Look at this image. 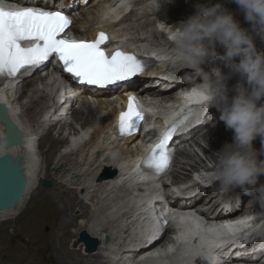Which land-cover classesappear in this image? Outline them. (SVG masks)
<instances>
[{"label":"bare ground","instance_id":"obj_1","mask_svg":"<svg viewBox=\"0 0 264 264\" xmlns=\"http://www.w3.org/2000/svg\"><path fill=\"white\" fill-rule=\"evenodd\" d=\"M15 1V0H11ZM30 1V0H28ZM37 1V0H32ZM43 2L54 3V0H39ZM124 0H97L96 2L92 3L93 0H85V5L78 7V0H63L62 6L63 11H66L68 13L74 14H81L80 18H75L73 26L69 29L70 32H73L74 35L78 39H85L88 41L96 39V36L100 32V29H102L101 25H106L107 28H114L115 34L120 33L121 36L129 35L131 32L133 35H131V38L129 40L133 41H141V42H147L153 46H158L156 42L159 40L158 38V30H155L154 21L157 19V17H160L162 20L171 21L170 19L175 20H185L191 14L189 13H180L179 10L182 8V4L185 2V0H171L170 3H168V0H159L161 2V8L157 9L154 8L152 4L148 5L149 1H156L157 0H130L129 2L125 3V7L129 5V3H134L132 1H135V4H140L138 7H136L133 10H130L127 12V9H123L121 11L119 5H123ZM141 1V2H140ZM122 2V3H121ZM40 4V3H39ZM90 7H87L90 5ZM8 5H13L12 3H9ZM172 7H175L176 11H173L172 13L175 16H170L168 19L167 12ZM232 6L231 3L229 5H225V7H231L229 11L232 12V10L236 7ZM87 7V9L85 8ZM114 10L113 12H111ZM183 11V10H182ZM124 14L123 19L118 22L117 24H108L111 20H115L120 15ZM188 14V15H187ZM78 16V15H77ZM235 19L238 20L241 24V27L250 29V24L245 20L244 16H241L240 14H234ZM152 18L151 21L148 23L147 19ZM175 17V18H174ZM146 20L147 22H143ZM97 21L96 23H94ZM136 22L141 27H138L137 30H133V27H130L131 24ZM244 22H247L245 24ZM142 23V25H141ZM146 23V24H144ZM151 23V24H150ZM162 26V30L165 32H168L169 25L168 23L164 24L160 22ZM172 23V22H169ZM125 24H129L128 28H125ZM179 22H176L174 25L171 24L173 28L178 26ZM147 25V26H146ZM245 26V27H244ZM153 27V28H152ZM142 28V29H140ZM152 28V29H149ZM155 30V31H153ZM133 31V32H132ZM154 32V39L153 37H149L151 32ZM152 32V33H153ZM133 36V37H132ZM151 39V40H150ZM151 41V42H150ZM254 42L256 44V47L258 50L263 51L264 50V41L260 39V37L255 36ZM217 50L224 51L222 47L217 45ZM238 59V58H237ZM169 67V66H168ZM50 72L51 68H47L42 71H38L37 69L34 70L31 74H28V72L23 71L20 76H18L13 81V88L5 89L3 87V90L0 88V101H3L4 103L9 105V111L10 115L13 119H16L19 123L21 129H25V126L20 122V117L18 114H16V111L18 109H22L23 106L21 103V98L27 97L28 93H32L31 97L27 99L26 104L30 103L28 106L26 105L25 113L28 117L29 121L31 122L32 128L29 130V132L24 131V143L20 146H14L11 148L6 147L5 145L0 146V157L4 155H13V156H21L22 157V163L25 171V176L28 180V186L26 189V192L24 196L22 197L21 202L17 204V206L14 209L9 210H0V222H7V220H12L14 217L18 215L21 208H23L27 197L29 193L31 192L32 188H34L33 192L31 193L30 201H34L37 203V206L33 209V212L39 211L43 213V219H51L53 220V225L56 226H64L65 229L62 231V238L57 237V233L52 232L50 234V239L52 245L54 246V250L56 253V256L58 258V263L60 264H129L130 261L132 262L131 253L134 248L129 245V243L124 244H118L116 249H113L111 247L112 243V237L111 233L103 229L106 227V224L104 223V216L107 218L108 223H111L113 221H119V219L122 218V220L129 221L132 220V224L136 227L141 226L140 229L143 228V223L146 222L143 220L140 216H135L131 211L136 204L138 203L139 207L137 208V211L140 210V208H143L146 203L142 204V207H140V203L145 201L146 197L142 196L143 193H147L148 191L142 192L140 190V185H135L134 188L132 184L129 182L127 184L126 180L130 178V170L129 166L125 167L123 165V162H129L130 158H134L135 150L140 149L142 145L141 139L144 140V138H140V131L135 134L132 137H128L124 139L123 141L114 142L112 137L110 136V131L113 129V132L115 131V119L118 117L120 110H125V104L127 103V96L128 94H135L140 98L144 97H150V98H159V99H172L174 98V94L180 87V85L175 81L170 80H164L161 79V83L163 86L167 87L168 90H160L157 88L156 83H154L155 77H135L132 78L131 81L128 83H124L122 86L118 88H111V89H99L96 90L95 93H92L89 89H80L77 94L72 96L70 99H66L64 103H66L64 108L62 109V104L57 102V99L55 96L48 97L46 94L39 95V93H42V89L39 88L40 84H43L46 80V76H44L43 72L46 71ZM160 71L166 72L167 74H171V69L169 70L167 67L165 69H159ZM159 81V80H158ZM157 82V81H155ZM14 85H16V89L14 90ZM46 87L43 84V89ZM76 88L74 89V91ZM173 90V91H172ZM3 91V92H2ZM22 91V92H21ZM42 91V92H41ZM73 91V90H72ZM21 92V95L18 98L16 97ZM231 93H228L229 97L231 98L235 93L234 91H230ZM192 99V98H188ZM195 99H198V96L195 97ZM119 101H122L123 108L120 107ZM151 103L153 105H150L146 108V110H153L152 116H150L149 124L147 127L154 126L158 128V124L160 123L161 117H158V115H162L163 117L167 118L166 114L170 113L172 111V106L164 107L162 104L159 103L158 100H152ZM150 103V104H151ZM177 104V103H175ZM162 106V107H161ZM174 106V105H173ZM156 108H164L166 110L165 113L159 111ZM53 109V111H52ZM162 110V109H160ZM62 111V114L59 112ZM49 114V117H46L44 114ZM209 115V114H208ZM72 117L73 122L67 121L68 118ZM207 117V115L205 116ZM20 120V121H19ZM218 120H219V113H218ZM75 122V123H74ZM76 124L80 125L81 128L78 129L76 127ZM27 126V125H26ZM93 128L94 131L92 133L91 138L88 141H85L84 143H81L78 145L77 149L71 152H65V153H58L61 152V148L65 147L63 144H69L70 139H78L81 140L90 129ZM80 130H83V133H81ZM66 131V133H65ZM43 132V133H42ZM58 135H56V133ZM4 133V125H0V137H2ZM146 134L148 137L151 138L152 130H149L147 132H144L143 135ZM34 138L33 144L41 145V146H47V149L42 152V156L44 155L43 160L45 161L47 172H46V178L47 180L51 181V185L49 188H44L42 186L43 179H40V186L35 185V179H32V175L34 171H37L38 161L30 159V149L28 147L29 139L28 138ZM206 137L208 139L209 144L211 145L213 151L207 152V158L210 159H217V155L215 151H218L222 148V146L225 143H232V137H233V131L226 129L224 123L220 121L217 125H210L207 123H203L199 128L196 129V131L192 132L190 137L187 140H184V144H188L190 142L197 143L199 139H203ZM205 139V138H204ZM259 145V144H257ZM35 146V145H34ZM36 147V146H35ZM132 148V149H131ZM261 148L257 147L256 149L259 151ZM180 153L184 156V151L179 150ZM55 154V156H50L51 154ZM108 154L107 157H105L104 162H101L100 157ZM134 156V157H133ZM261 159H264V156L260 157ZM183 159V158H182ZM180 161L178 162V164ZM121 167L124 168V172L120 169ZM102 166H107L111 170H114L116 173L112 175L113 173L111 170L105 169L102 171ZM124 166V167H123ZM192 169H195V167H192ZM210 170V169H209ZM101 171V172H100ZM196 171V170H195ZM189 173V172H188ZM166 173L163 175L165 176ZM176 174V172H171V175ZM187 176H190L188 174ZM181 176L175 175V181L174 183L177 184V182H180ZM167 180V179H166ZM182 182V181H181ZM259 183H264V176L260 177ZM32 184V185H31ZM39 185V184H38ZM87 185V186H86ZM143 186H151L150 183H146L145 185L142 183ZM122 186L127 187V189L130 191V193H127V195H124L121 197V201H118L117 204L108 203L110 199H107L110 195V190L117 191V188H120ZM166 186V185H165ZM96 187L97 191L100 192V196H97V200H94L92 202L96 201L97 209H91L93 210V214L91 219L89 220V223L85 225V220L88 221V218L90 216V207L87 206L84 201L79 197L78 191L80 190L81 193L85 192V196L88 193V188ZM41 188L43 190V196L38 199H34V194L36 191H39L38 189ZM149 189V187L147 188ZM205 191L201 192V194L198 195L197 199L194 200V202H190L189 206H201V205H208L210 208H213L216 210L219 208L218 202L215 201L219 198V196H223L226 199V202L229 204H233L236 202H241V204H256V200L252 196H248L243 191H241L239 188L235 189L234 191H230L228 193H225L224 195L221 194V192H218L217 194L210 193L209 187H205ZM251 191V189H250ZM60 192H64L67 199L66 201L64 196L58 197ZM38 193V192H37ZM36 195V194H35ZM93 195V194H92ZM158 195V193H154V196ZM91 194L87 195V197ZM94 197V195H93ZM94 199V198H93ZM175 204L176 201L172 200ZM94 205V204H93ZM34 206V205H33ZM85 215V217L82 220H76L73 219V215ZM120 216V217H118ZM33 217V216H32ZM118 217V218H116ZM41 218V217H40ZM93 218V219H92ZM37 221V219H36ZM197 222V221H195ZM190 220H184L181 221L182 227L184 225H187L189 223H194ZM40 223V222H39ZM198 223V222H197ZM197 223L195 226H197ZM114 224V223H113ZM130 224V222H129ZM200 226V225H199ZM69 227H76V232L72 231ZM128 225H124L121 228L122 232H125V234H128V230L126 228ZM1 228V227H0ZM38 228V227H37ZM52 228V227H50ZM58 228V227H56ZM186 228V227H185ZM4 229V228H2ZM36 229V228H35ZM34 229V230H35ZM42 230V228L40 227ZM201 229V227L199 228ZM38 230V229H37ZM183 232V247L182 249L176 254H174V257L172 261H170L169 258H149L143 260V264H169L168 262H171V264H187L189 262V258H191L189 264H193L192 257L193 255H189V247L187 240L184 239V229H181ZM191 232H193V229H190ZM253 230L252 233H249L248 239L251 241V239L257 238L258 234L261 232V230L255 231ZM255 231V232H254ZM259 232V233H258ZM83 235L84 242L82 244H78L77 242L74 244V247H77L78 245L81 246L82 249H85L86 253H81L82 249L76 250L75 248L70 251L69 247L68 249H65L63 247V244L69 241L73 236L77 235ZM90 237V235L94 236L95 240L97 242L99 241L101 244L98 245L99 249L97 251H90V248L88 246V243L85 241V236ZM107 234V235H106ZM121 236L118 239H123L124 234L120 233ZM253 234V236H252ZM134 236H138L137 234H133ZM126 236V235H125ZM129 235L126 236V239ZM196 239L197 236L193 234ZM93 237V238H94ZM107 237V238H106ZM92 238V237H90ZM261 239H257L255 242H251L249 247L246 249H251V251L254 253L257 250V247H260L264 244V235L260 237ZM99 239V240H98ZM261 240V242H260ZM233 241L239 242V239H234ZM162 242V241H160ZM199 242V241H198ZM197 242V239L195 240L194 244L197 245L199 250L197 253L200 252V250H203L202 253L204 254L206 252V249L204 247H200ZM83 245V246H82ZM103 245V247H101ZM182 246V245H180ZM10 247V246H9ZM224 247V245L222 246ZM118 249V250H117ZM196 250V249H194ZM262 254V256L259 257L258 261H256V264H263L264 262V249L259 252ZM117 254V256H116ZM34 255V254H33ZM74 255L76 257H74ZM113 255V256H112ZM199 255V254H197ZM206 255V254H205ZM150 256V255H146ZM204 256V255H203ZM201 256V257H203ZM247 256V255H246ZM34 257V256H33ZM64 257H68L69 261L63 260ZM185 257L189 260H185ZM249 259L254 258V255H248ZM116 261V259H118ZM55 259V258H54ZM142 259V255L140 257ZM257 260V259H256ZM228 264H238L239 261L231 258L226 259ZM231 262V263H230ZM27 263V262H26ZM133 263V262H132Z\"/></svg>","mask_w":264,"mask_h":264},{"label":"clouds","instance_id":"obj_2","mask_svg":"<svg viewBox=\"0 0 264 264\" xmlns=\"http://www.w3.org/2000/svg\"><path fill=\"white\" fill-rule=\"evenodd\" d=\"M171 0H168L170 3ZM251 28H243L234 13L213 0H196L194 13L173 28L168 35L172 47L165 59L173 67H184L199 79L197 103L205 109L215 107L228 130L232 143L216 152L210 180L218 182V191L228 193L239 188L264 208V51L257 49L254 37L264 41V0H233ZM217 45L223 53L217 51ZM238 58V59H237ZM219 60L231 71L218 67L205 70ZM236 74L240 80L228 95V81ZM260 139L258 151L253 141ZM251 189V191H250Z\"/></svg>","mask_w":264,"mask_h":264},{"label":"snow or ice","instance_id":"obj_3","mask_svg":"<svg viewBox=\"0 0 264 264\" xmlns=\"http://www.w3.org/2000/svg\"><path fill=\"white\" fill-rule=\"evenodd\" d=\"M9 3L11 0H0V80L14 79L21 70L38 68L52 58L58 60L61 70L68 73L72 80L100 88L131 81L149 68V63L137 58L135 54L121 50H116L111 55L106 54L102 45L106 43L108 36L103 31L92 41L64 35L72 20L61 10L51 11L31 6L9 7ZM25 41L34 43L30 47H24L22 42ZM192 111L193 109H188L179 120L172 122L158 142L150 146L139 166L145 174L159 176L170 166L172 158L168 153L169 141ZM144 118L138 97L128 94L126 110L121 111L117 117L118 138L134 136ZM11 135L15 138V129ZM163 216V212L159 213L158 219L166 227L168 221ZM185 219L181 216L182 222ZM252 220L253 217H247L219 226H209L203 231L197 225L195 235L199 237V246L221 247L230 240L237 239V234L250 227ZM193 238L195 237L188 232L184 234L186 240ZM172 250L169 247L168 251ZM188 254L194 255L191 250Z\"/></svg>","mask_w":264,"mask_h":264},{"label":"rangeland","instance_id":"obj_4","mask_svg":"<svg viewBox=\"0 0 264 264\" xmlns=\"http://www.w3.org/2000/svg\"><path fill=\"white\" fill-rule=\"evenodd\" d=\"M96 1L97 0H93L92 3L96 2ZM129 1L130 0H124L123 3L129 2ZM205 2H206V0H205ZM209 2H211V0H209ZM195 3H196V0H185V2L182 4V8H181V10H179V12L182 14L183 13H188V14L190 13L191 14V12L194 13L193 5ZM213 3H220L223 7H225V5L230 6V3H231V7L236 5L233 2V0H213ZM150 4H152L154 8H157V9L161 8V2H159V0H157V2L156 1H149L148 5H150ZM77 5H78V7H79V5L84 6L85 0H78ZM90 6H91V4L88 5L87 7H90ZM87 7H85V8L87 9ZM231 7H225V8L230 10ZM175 9H176L175 7L171 6V9H169V11L167 12V14H168L167 18L168 19L170 18V16L171 17L175 16L172 13L173 11H176ZM74 15L78 18H80V16H81V14H79V13L74 14ZM243 16H244V14H243ZM81 17H83V16H81ZM151 19L152 18H150V17L147 19L148 23L151 21ZM147 21L144 20L143 22H147ZM96 22L97 21H95L94 23H96ZM244 23L247 24V22H244ZM144 24H146V23H144ZM141 25H142V23H141ZM128 27H129V24H125V28H128ZM130 27H133V30H137V28L141 27V26L139 24H137L136 22H134L133 24L130 25ZM152 28H149V29H152ZM140 29H142V28H140ZM152 32H151V34H152ZM129 35L131 36L133 34L130 32ZM149 37L150 36H148V40H149ZM31 94L32 93L29 92L27 97L25 96V98L29 99L31 97ZM29 104L30 103H28L26 105L28 106ZM156 109L159 111V113L161 112V114L166 112V110H164V108H156ZM160 109H162V110H160ZM216 118L217 119L212 123V125L213 124L217 125L220 123V121L218 120V117H216ZM23 119L26 122H30L27 116L23 117ZM20 120L22 121L21 118H20ZM67 121L73 122L74 120L72 117H70L67 119ZM29 127H30V129L32 128L31 124H30V126L25 125L24 131L29 132V130H28ZM76 127H77V124H76ZM56 135H58V134L56 133ZM204 138L199 139L197 143L190 142L184 146H180V149L183 150L185 153H184V156L182 157L183 159L181 158L182 159L181 162L177 166H173L171 171L168 172L169 175H171V172H176V174L171 175V177L173 179H175V175H179V176H181L180 179H182L180 181H185L186 179H188L190 177L187 175L191 173L192 167L201 168L204 170L203 173L207 172V174L211 173L214 170V164L217 161V159L214 160V159L207 158V155H208L207 152H211V151H213V149H212L211 145L209 144L208 139H206V137H204ZM257 144H259V145H257ZM253 146H254V148L261 146L259 138H257L256 140L253 141ZM46 149H47V146L37 145V147H36V154H37L36 156H37L38 166H37V171L36 172L34 171V173L32 174V179H35L34 187L40 186V184H41L40 179L41 178L43 179L42 186L44 188H49L48 186L45 185L46 182L51 183V181L47 180V178L45 176L46 172H47V168H46L45 161L43 160L44 155L42 156V152ZM107 155L108 154L106 153L103 156V158H102V156L100 157L102 163H105L104 159H105V157H107ZM50 156L54 157L55 154L53 153V154L49 155V157ZM121 166L122 165H120L119 167L124 172V168H122ZM104 168L107 169V166H102V171L105 170ZM108 169L111 170L110 168H108ZM111 172L113 173L114 170H111L110 173H108V174H111ZM171 177L169 178V180H168V178H166V179L170 182ZM181 183L182 182H177V185L181 184ZM133 188H134V186H133ZM165 188H167V186L162 187V190ZM88 189L89 190H88L87 195L91 194V197L90 196L87 197V195L85 196V192L81 193L80 190L78 191L79 197L84 201V203L87 206L90 207L89 208L90 214H88L90 216V218H88V221L85 220V222H87V223H85V225L88 224L91 217H93L92 216L93 214H91V213H93V210H91V209H93V208L97 209L96 201L95 202H92V201L97 200V196H100V192H101L100 190L97 191L96 187H93L92 190H91V188H88ZM33 190H34V188H32L31 192L29 193V195L27 197V200H26L23 208L20 209L16 218L14 217L12 220H7V222H0V227H1L0 228V263L1 264H60L57 262L58 258L56 256V253L54 250L55 248L52 245L53 242H51L50 234L52 232H55V233H57L58 238H62L61 233L65 229V227L59 226V225L58 226L53 225V223H52L53 220H51V219H43V213L42 212H39V211L33 212V209L37 206V203H35V200L30 201L31 193L33 192ZM38 190L39 191H36V193H35L36 195L34 194V199H38V198H41L43 196L44 191L41 190V188H39ZM109 192H110V195L108 196L107 199H110V201H108V203H112V204H117L118 201H121L120 200L121 197H123L124 195H127V193H130V191L125 186L117 188V191L112 192V190H110ZM92 194L94 195V197ZM64 195H65L64 192H60L58 197L62 198ZM248 196H250V195H248ZM64 198L65 199H63V198L62 199L66 201V199H67L66 195L64 196ZM250 203H248L246 205H250ZM84 217H85V215H82V214H79L77 216L76 215L72 216V218L76 219V220H82ZM118 217H120V216H118ZM118 217H116V218H118ZM36 219H37V221H36ZM125 220H122V218H121V219H119V221H116V222L113 221L111 223H108L107 218L104 216V223L106 224V227H104L103 229L106 228V230H104V231H107V233L109 231L111 233V237H112L111 247L113 249H116L117 246H119L118 245L119 243L121 244L122 242H124V238L118 239L121 236L120 233H123L124 236L126 235L125 232L121 231V228L124 225L125 226L128 225L129 222H130V224H132L131 222H132V220H134V218L130 219L128 222ZM132 226L135 227L134 224H132ZM40 227L42 228V230L40 229ZM50 227H52V228H50ZM56 227H58V228H56ZM2 228H4V229H2ZM69 228L74 232H76V230H77L76 227H72V228L69 227ZM88 236H89V234H88ZM252 236H253V234H252ZM90 237H94V236L90 235ZM95 239H97V238H95ZM126 241H128V240H126ZM76 242L79 245L84 242V237L82 234L79 236H77V235L73 236L69 241H67L66 243L63 244V247L65 249H68V247H69L70 251H72L74 248L79 251V249H82V248L79 245L77 247H74V244ZM99 244H101V243L99 242ZM99 247H97L95 250H90V251H92V252L97 251L99 249ZM101 247H103V245ZM81 251H79V252H81L83 254L87 252L85 249H82ZM116 256H117V254H116ZM74 257H76V256L74 255ZM67 259L69 261L68 257L63 258V260H65V261H67ZM262 261L264 262V257H263Z\"/></svg>","mask_w":264,"mask_h":264},{"label":"water","instance_id":"obj_5","mask_svg":"<svg viewBox=\"0 0 264 264\" xmlns=\"http://www.w3.org/2000/svg\"><path fill=\"white\" fill-rule=\"evenodd\" d=\"M0 123L5 125L3 134L4 145L8 148L22 146L24 143V134L20 127L14 122L9 114L8 107L0 103ZM15 129V138L12 137V131ZM2 141L0 140V145ZM50 186V182L45 183ZM28 186V180L25 176L21 156L4 155L0 157V210L14 209L21 202ZM186 227V228H185ZM186 232L193 235L197 232V226L194 223L184 225ZM190 229H193L191 232ZM200 230V229H199ZM199 240V238H198ZM90 250H95L98 242L95 239L85 236Z\"/></svg>","mask_w":264,"mask_h":264}]
</instances>
